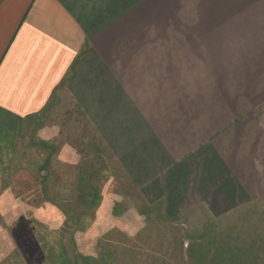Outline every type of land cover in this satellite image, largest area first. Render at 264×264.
Listing matches in <instances>:
<instances>
[{"label":"crops","instance_id":"crops-1","mask_svg":"<svg viewBox=\"0 0 264 264\" xmlns=\"http://www.w3.org/2000/svg\"><path fill=\"white\" fill-rule=\"evenodd\" d=\"M61 92L171 216L264 194V0H0V139Z\"/></svg>","mask_w":264,"mask_h":264},{"label":"rangeland","instance_id":"rangeland-1","mask_svg":"<svg viewBox=\"0 0 264 264\" xmlns=\"http://www.w3.org/2000/svg\"><path fill=\"white\" fill-rule=\"evenodd\" d=\"M79 112L61 92L0 139V264H264V194L171 216Z\"/></svg>","mask_w":264,"mask_h":264}]
</instances>
